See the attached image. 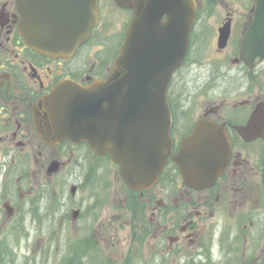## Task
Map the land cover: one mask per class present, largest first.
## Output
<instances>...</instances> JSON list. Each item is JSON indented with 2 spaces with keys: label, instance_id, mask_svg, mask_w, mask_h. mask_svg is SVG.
Returning a JSON list of instances; mask_svg holds the SVG:
<instances>
[{
  "label": "flooded vegetation",
  "instance_id": "flooded-vegetation-1",
  "mask_svg": "<svg viewBox=\"0 0 264 264\" xmlns=\"http://www.w3.org/2000/svg\"><path fill=\"white\" fill-rule=\"evenodd\" d=\"M18 3L0 0V233L24 217L32 203L39 208L45 201L58 211L64 202L65 174L72 166L86 172L79 191L90 189L102 208L106 198L100 181L114 170L123 185L122 199L133 211L132 233L144 241L141 244L147 251H154L153 262L264 264V61L257 59L251 68L240 57L241 36L252 15L246 22L239 11L226 12L214 45L216 52L232 46L233 57L202 60L205 76L197 90L187 72L194 39L197 35L202 40L204 35L192 31L189 53L171 76L167 90L172 154L153 187L133 191L110 154H98L87 141L70 137L49 143L36 123L37 106L58 85L68 81L86 86L113 74L131 10L116 0H100V20L89 38L72 56L52 57L33 49L23 38ZM228 19L229 43L220 48L219 29ZM234 69L238 76L230 73ZM183 94L192 99L187 108L181 104ZM252 118L261 128L247 138L238 127L248 125ZM201 119L224 124L232 146L224 173L213 185L197 189L183 182L173 155ZM44 173L52 178L45 184L46 191L35 188L44 181ZM94 207L80 215L88 217ZM115 216L122 218L121 213ZM123 222L120 228L125 230L129 225ZM163 252L177 257L158 258Z\"/></svg>",
  "mask_w": 264,
  "mask_h": 264
},
{
  "label": "water",
  "instance_id": "water-1",
  "mask_svg": "<svg viewBox=\"0 0 264 264\" xmlns=\"http://www.w3.org/2000/svg\"><path fill=\"white\" fill-rule=\"evenodd\" d=\"M21 0V32L34 49L50 56L70 55L98 22V0ZM134 11L125 43L106 80L87 87L57 86L37 106L36 123L49 143L70 137L87 140L98 153H110L133 189H146L159 177L172 150L166 91L189 47L196 16L194 0H117ZM228 27L221 40L228 39ZM242 58H264V0L241 44ZM144 115V117H143ZM246 131L252 130V123ZM230 154L224 126L202 120L174 156L189 185H210L223 173Z\"/></svg>",
  "mask_w": 264,
  "mask_h": 264
},
{
  "label": "rangeland",
  "instance_id": "rangeland-1",
  "mask_svg": "<svg viewBox=\"0 0 264 264\" xmlns=\"http://www.w3.org/2000/svg\"><path fill=\"white\" fill-rule=\"evenodd\" d=\"M254 0H198V7L200 9L199 17L196 21L195 33L204 35L201 40L200 36L196 35L195 50L192 55V62L189 66L187 75L189 82L197 86L201 84L203 77L205 76V70L203 69V61H209L206 58H214L215 61H220L222 58L233 57L232 46L228 47L225 51L216 52L214 41L217 37V26L221 25L226 19V12L228 10H236L240 13V18L243 21H247L250 16V6L253 5ZM194 33V34H195ZM199 46V47H197ZM232 66L236 64L231 63ZM217 66V65H214ZM213 66V67H214ZM212 67V68H213ZM211 69V68H210ZM234 76H238V72L234 69L231 71ZM224 87H226L224 85ZM195 90V88H194ZM186 93V90H185ZM209 92H206V96ZM213 94V92H212ZM211 94V95H212ZM181 96V94L179 95ZM183 99L181 104L184 108L192 102V99H188L187 94L182 95ZM82 168L72 166L67 169L65 174V191L64 202L60 213L65 211H72V209L81 210L84 207L93 206L94 199L91 197V190L79 191V185L82 184L84 175ZM40 180V177H38ZM44 181H41L36 189L46 191L48 187L46 182H52V178L44 173ZM104 186L103 192L106 198L105 205L101 209V217L95 223L93 218L86 221L76 219L73 220L69 217L68 222L57 233L52 232L53 226L57 224V219L54 217H42V219H36L33 215H28L27 218H18L17 233L12 232L13 224L9 228H3L1 230V246L4 250V240L7 239L14 244L16 241L20 244L14 246L15 264H62V258L67 252H70V246L73 244L79 235L81 238L83 235L87 236L83 242L91 247L90 252H98L100 250L105 257L111 258L110 262L114 264H123L128 259L127 256L143 255L145 259H152L154 251L150 248L147 251L144 241H139L138 235L135 237L132 234V228L130 224L133 222V211L130 210L128 203L126 205L125 199L122 197L123 185L116 176L115 171L109 170L108 177H104V181H100ZM108 183V184H107ZM75 186L76 195L73 196L70 192V187ZM107 187V189H106ZM40 214H44L46 211L45 201H41ZM103 204V203H102ZM101 204V205H102ZM29 205V204H28ZM27 207V206H26ZM25 207V208H26ZM59 213V214H60ZM93 217L95 218V209L91 210ZM122 214V218L118 219L115 215ZM126 221V229L122 230L121 225ZM88 226H91V230H87ZM15 234V235H14ZM152 240V239H151ZM0 246V247H1ZM5 251V250H4ZM77 251V250H76ZM74 251V252H76ZM176 256L175 254L162 253L158 258L170 259ZM177 257V256H176ZM4 256H2V259ZM1 259V257H0ZM9 259V258H8ZM1 261V260H0ZM86 264H96L94 260L90 261L89 256L84 259ZM11 263V260L9 261ZM158 264V263H151ZM162 264H167L166 262Z\"/></svg>",
  "mask_w": 264,
  "mask_h": 264
},
{
  "label": "trees",
  "instance_id": "trees-1",
  "mask_svg": "<svg viewBox=\"0 0 264 264\" xmlns=\"http://www.w3.org/2000/svg\"><path fill=\"white\" fill-rule=\"evenodd\" d=\"M78 243L79 244H71V251L67 252L65 258L62 260V264H86L84 259L87 256H89L90 261L96 259V264H114V262H110L111 258L105 257L100 250H97L98 252H90L89 250L93 247L89 244L86 247L83 241ZM0 264H6V261L2 260Z\"/></svg>",
  "mask_w": 264,
  "mask_h": 264
}]
</instances>
